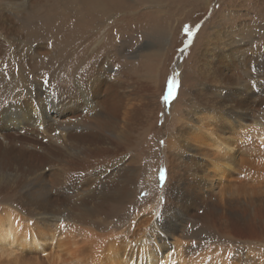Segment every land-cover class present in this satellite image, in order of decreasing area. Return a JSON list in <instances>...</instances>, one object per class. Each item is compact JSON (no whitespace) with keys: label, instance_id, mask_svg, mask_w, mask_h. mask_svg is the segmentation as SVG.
<instances>
[{"label":"rangeland","instance_id":"rangeland-1","mask_svg":"<svg viewBox=\"0 0 264 264\" xmlns=\"http://www.w3.org/2000/svg\"><path fill=\"white\" fill-rule=\"evenodd\" d=\"M80 1L21 0L23 7L17 11L7 0H0V22L3 24L0 23V69L13 51L20 60L27 57L29 62L25 66L28 70L24 69L27 74L30 72V78L33 76L38 81L40 76L47 74L46 80L55 83L57 79L66 77L82 79L93 74L100 62L108 61L111 71L101 73L104 78L96 81L93 87L83 88L84 93L93 101L109 99L107 103L117 94L114 101L121 108L115 111L122 120L117 131L125 137L128 130L130 143L125 148L120 137L115 139L104 135L103 141L96 139L87 143L94 151L88 153V162L79 157V161L83 159L81 163L71 160L68 154L62 155L60 149L58 152L48 150L46 154L44 150L50 146L47 139L34 129L35 126L24 125L23 130H18L12 124L0 121V168H3V174L17 177L16 182L12 179L8 181L10 183L0 184V205H14L26 213L35 212L32 215L36 216L30 217L45 218L46 221L48 217L57 218L56 224L64 225L60 227L61 232L72 229L77 233L81 229L90 239H98V236L110 232L126 235L151 211L161 217L173 214L170 218L172 225L177 226L183 219L189 225L187 231L191 239H186L187 242L205 241L209 246L212 244L211 247L227 250L232 255L240 254L241 260L236 261L237 264L263 263L264 147L261 145L264 143L253 134L258 135L260 128L264 127V0H122L118 8L103 11L107 15L99 24L97 14L83 5L81 7ZM50 9L53 15L48 14ZM76 10V18L79 14L82 17L79 20L73 17ZM66 14L68 24L63 18ZM184 24L192 27L200 24L201 27L193 43L181 54L178 49L186 39L182 32ZM77 26L83 32H80V37L74 42H59L67 39L71 29H77ZM8 27H16L20 31V41L16 34L4 37V29ZM9 42L13 44L9 45ZM233 48L241 49V52L234 54ZM34 49H40L46 55L37 54ZM251 52L259 55L262 73L258 77L253 72L245 73L238 60L242 53L250 55ZM62 57L65 58L63 64L54 68L55 61ZM104 66L107 69V65ZM174 73H178L176 79L180 82L178 97L170 107H165L160 97L166 78ZM257 80L260 82L259 90L256 86L251 90ZM79 82L83 84V79ZM227 89L235 93V99L230 102L232 108L246 114L243 122L250 126L246 135L248 143L245 145L246 154L243 153L245 148L239 152L233 148L235 156L242 155L243 168H237L238 172L230 171L227 181L208 184V187L212 186L209 190L204 186L207 162L201 163L202 157L196 150L195 158L188 162L187 157L193 152L175 151L169 147L168 140L189 128L181 125L180 119L194 121L189 116L191 113L213 108L223 101L229 106L219 97ZM29 113L31 111L28 110L27 119H31ZM49 120L44 119L48 121L44 125L51 126ZM219 125H216L218 133L228 136V131ZM50 129L53 135L58 132L55 124ZM88 130L69 127L64 134L91 135ZM18 159L21 161L15 163ZM116 159V164L120 160L118 169H125L130 191L122 198L114 194L100 196L102 187H97L90 199L79 197L80 202H77L82 206L78 207L86 206L92 212L91 216L79 217L83 214H78L81 213L78 209L73 210L76 207V199L72 197L75 190L66 192V187L93 190L94 185H98L97 181L114 171ZM160 169H164V180L159 179ZM176 180L181 195L174 189ZM26 182L46 187L44 198L31 202L30 196L25 195ZM60 192H65L67 198ZM181 196L188 199L199 196L203 201H199L201 204L213 205L212 214H203L206 205L202 204V210L185 203ZM171 208H174L173 212ZM61 209L73 210L75 214L73 217L71 214H55ZM23 256L29 257V254L24 253Z\"/></svg>","mask_w":264,"mask_h":264},{"label":"bare ground","instance_id":"bare-ground-1","mask_svg":"<svg viewBox=\"0 0 264 264\" xmlns=\"http://www.w3.org/2000/svg\"><path fill=\"white\" fill-rule=\"evenodd\" d=\"M7 1L10 5L12 4L13 9L17 11L19 10V7H23L21 0ZM121 2L122 0H81L79 4L80 6L83 5L87 10L95 12V14H97L96 18H99L100 22H97V24H99L107 15L104 14L103 11L118 8ZM74 6L76 7L77 5L75 4ZM46 9L48 8L46 7ZM127 9L129 8L127 7ZM77 12L78 10L75 11L73 17H77ZM52 13L53 12L50 9L48 14L53 15ZM54 15H56V13H54ZM66 16L67 14L63 17L64 20L66 19ZM80 18L82 17L79 14L76 20H79ZM67 20L69 19H66V23ZM0 23L2 24V22ZM75 25L76 23L73 26ZM4 30L6 34L4 37L6 38L10 37V34H16L17 38L21 36L20 31L16 27H8ZM80 32L82 31H80L79 27L77 29L73 27L67 36L68 38L62 39V42H59L62 44H65L67 40L74 42V40L80 37L83 33ZM28 37L31 38L30 34ZM20 40L21 38H19V41ZM59 42L55 43L60 44ZM10 44H13V42H9V45ZM233 49L232 52L234 54H239L241 52V49ZM34 51H36L37 54L40 52V54L46 55V53H42L40 49H34ZM68 53L69 52H67V54ZM14 55L15 53L12 51V55L9 59H6V62H4L0 69V121L5 122L6 124H12L15 129L18 130H23L24 125L37 127V129L35 127L34 129L39 131L41 135L47 139L50 146L48 149L44 150L46 154L49 153L48 150L58 152L60 149L62 155L68 154L71 160L81 163L83 159L84 162H88V153L94 151L91 144L88 145L87 143L95 141L96 139L103 141L105 138L104 135H109L115 139H117L118 136L121 138L124 147H128V144L130 143L128 130H126L125 137H122L117 131L122 122L115 111L121 108L118 103L114 101V99L118 97L117 94H115L114 98L110 100V103H107L109 99H103L100 101L97 98V100L93 101L84 93V89L90 88L91 86L93 87L96 81L99 82V79L104 78H102L103 74L101 73L111 71L108 61L100 62L93 74L83 76V84L79 82L82 81V79L74 80V76L71 78L66 77L64 80L57 79L54 83V81L49 79L46 80L47 74L40 76L41 81H36L33 79V76V78H30V72L28 74L25 72V69H27L25 66L28 61L27 57L26 60H20L18 55ZM62 58L55 61L53 65L54 68L59 64H63L62 62L65 58ZM258 58L259 55L257 53L251 52L250 55L242 53L238 60L239 62L241 61V65L244 67V69H242L245 73L250 74L253 72L254 76L258 77V75L262 73V66ZM104 65H107V69H104ZM90 72L92 71L90 70ZM95 73L101 75H96ZM126 75L130 77L129 72H126ZM112 85H116L114 80ZM255 86L256 90H259L260 82H258V80L257 84L255 83L252 85L251 90L255 88ZM219 97L222 101L226 100L229 106H226L223 101V103L213 105V108H203L196 113H191L189 116L193 117L194 121L184 118L180 119L179 123L181 125H186L189 128L185 131L183 129L182 132L179 131L180 134H177V137L172 135L168 140L169 147H172L175 151L183 153L190 150L194 153H190V156L187 157L188 162L191 161H189L190 158H195L193 155L197 153L198 156L201 155L202 157L201 163L207 162L208 168L206 176L204 177L206 182L204 183L203 181L205 187H208V184H213L214 182L220 184L223 181H227L230 178V171L238 172L237 168H243L241 166L243 161L240 159L242 155L239 153L238 156H235L233 154V148H237V151L239 152L240 149L245 148L246 142L248 143L246 135L250 126L243 122V116L246 114L241 111H236L232 108L230 103L235 99V93L227 89L224 94H221ZM30 106L36 107L30 108ZM26 108L31 111L32 115L29 113L31 119H27L28 110ZM110 110L114 111V115ZM50 112L53 114H51V117H49ZM73 115H75L74 119L72 118ZM44 119H51L49 120L52 122L51 126L47 124L44 125V123L48 122L44 121ZM25 121H27V123H25ZM218 123L223 130L228 131V136L218 133V127L216 128ZM54 124L56 131H58H54L56 132V135L51 134L52 130L50 129ZM253 126L255 127L254 124ZM69 127L89 129L88 131H90L91 135L71 136L68 134L70 135L68 138V135L64 133ZM260 129L261 131L258 135L251 133L249 136H252L253 134V136L258 140H262V143H264V127ZM107 140H109V138H107ZM81 142L87 145L81 148L77 147L79 144H82ZM114 144L116 143L114 142ZM245 152L246 148L243 153ZM81 156L83 159L79 161V157ZM5 157L6 156L3 158ZM0 161H2V159H0ZM20 161L19 159L15 160V163H19ZM118 161L117 164V159L114 161V171H111L108 175L109 177L104 176V179L100 182L97 181L96 183L98 185H94L95 187L93 190L90 188L88 190L80 191L78 187L76 188V186L73 187L72 185L71 188H67L68 186L66 187V192L68 190H75L72 197L76 199V207L73 210L78 209V211L81 212L79 213L77 211L78 214H83L79 217L92 215V212L89 211L86 206L80 208L82 205H79L77 202L80 200L79 197H88L90 199L95 195L97 187H102L100 196L114 194L120 195L121 198L122 195H125L129 190V179L125 176L124 168L118 169L120 160ZM2 169L3 168H0V184L3 182L10 183L8 182L9 180L13 179V181H15L17 179L16 176L13 177L12 175H5L6 173L3 174L1 171ZM110 177L112 179H109ZM199 180L200 179H198V181ZM175 183L174 189L177 194L181 195L177 180ZM200 184H202V182H200ZM25 185H27L25 195L30 196L28 198L31 202L44 198L46 187L40 185L42 187L40 188L37 184L31 182H26ZM204 186L198 187L202 189L205 188ZM211 188L212 186L208 187L209 190H211ZM227 188H229V186ZM227 188L224 190H227ZM48 192L49 191H47V193ZM60 193L62 194V192ZM222 193H224V191H222ZM63 195L67 198L65 192L62 196ZM181 197L185 200V203L189 202L191 206L195 205L202 209V204L204 203H200L203 201L199 196L190 199L184 196ZM78 205L80 207H78ZM204 205L206 206L203 207L205 209L203 214H212L213 205L208 203ZM61 210L62 211L55 214H71V216L72 214H75L74 211L70 209ZM171 210L173 212L174 208H171ZM25 214L31 215L27 216ZM32 214L36 213L31 211L26 213L21 209L19 210V208L14 205H0V264H237L235 262L241 260L240 254L232 255L227 250L211 247L212 244L209 246L205 241H203L204 243H194L193 241L187 242L186 239L190 238V233L187 231L189 225L184 219L179 222L178 225L180 226L172 225L170 218L173 214H169V217L168 214L161 217L156 216V214L151 211V214L142 217L138 223H135V227L126 235L123 234V232L115 234L110 232L98 236V239L96 237L90 239L87 237L88 234H84L85 231H81V229L80 231H77V233L76 230L72 229L61 232V226L56 224V221H58L57 218L54 219L53 217H48L49 220L46 221L45 218L30 217L36 216ZM73 227L75 226L73 225ZM169 246L171 248H168ZM24 253L29 254V257L23 256ZM45 253H47V255H45ZM40 257H43V259H40ZM246 258L243 259L246 260ZM256 264H264V261L263 263L260 261Z\"/></svg>","mask_w":264,"mask_h":264},{"label":"snow or ice","instance_id":"snow-or-ice-1","mask_svg":"<svg viewBox=\"0 0 264 264\" xmlns=\"http://www.w3.org/2000/svg\"><path fill=\"white\" fill-rule=\"evenodd\" d=\"M200 27V24H197L195 27H192L189 24L183 25L182 32L186 39L182 42V47L178 49L181 54L185 53L190 47V45L193 43V39L199 31ZM49 47H51V43H49ZM177 75L178 73H174L172 76H168L166 78V84L164 85L163 92L160 97V100L162 101L165 107H170L171 103L175 101L178 97V89L180 87V82L176 79ZM161 115H163V112L161 113ZM160 143L163 144L164 141L161 140ZM261 147H264V144H262ZM159 179H165L164 169H160ZM60 226L62 228L64 227L63 224H61ZM45 255H47V253H45Z\"/></svg>","mask_w":264,"mask_h":264}]
</instances>
